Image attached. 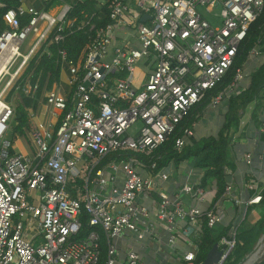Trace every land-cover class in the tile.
<instances>
[{
	"label": "built area",
	"instance_id": "built-area-1",
	"mask_svg": "<svg viewBox=\"0 0 264 264\" xmlns=\"http://www.w3.org/2000/svg\"><path fill=\"white\" fill-rule=\"evenodd\" d=\"M29 1L20 0L18 7L3 13L7 28L0 33V264H100L101 234L95 228L106 240L103 264H150L133 249L121 256L118 239L130 231L141 242L158 240L152 215L169 232V244L179 233L186 239L180 264H196L204 220L213 227L223 215L215 205L201 210L171 198L159 188L168 175L148 156L222 80L264 0H112L111 23L97 32L83 66L60 49L66 85L59 82L38 101L56 121H34L37 109L29 108L33 152L23 153L7 136L15 106L6 96L14 88L36 98L39 81L33 84L29 75L20 78L39 48L46 43V51L49 44L62 41L72 23L66 17L69 4L46 10ZM144 15L149 17L142 21ZM121 27L130 30L133 42L114 43ZM140 63L148 73L136 86ZM243 74L238 69L233 83L212 95L209 106L217 107L238 92ZM193 136V128L183 129L175 147L182 148ZM115 151L133 155L107 162L113 172L107 176L100 161ZM247 157L249 162L251 155ZM118 173L120 185L115 184ZM247 188L258 191V181L251 178ZM182 191L199 202L206 200L199 184H185ZM224 192L240 202L231 184ZM153 194L157 198L148 208L140 199ZM260 200L256 193L249 203ZM83 212L94 229L79 239ZM236 232L232 228L219 243L223 254L217 264L233 251Z\"/></svg>",
	"mask_w": 264,
	"mask_h": 264
},
{
	"label": "trees",
	"instance_id": "trees-1",
	"mask_svg": "<svg viewBox=\"0 0 264 264\" xmlns=\"http://www.w3.org/2000/svg\"><path fill=\"white\" fill-rule=\"evenodd\" d=\"M112 0H42L46 10H53L56 6L69 4L70 10L67 13V20L72 23L65 28L64 39L59 43H51L46 48L44 43L39 50L30 58L20 81L26 76H30L34 84L39 81L36 98L27 97L19 89L21 100L15 106L14 116L12 118V137L16 140L18 137H27L32 130V123L29 119L28 109H37L38 101L43 93L51 90L60 82L61 63L60 49L67 52L69 59L77 65L83 64L88 46L95 39L97 32L111 23L110 11ZM3 6H0V33L5 30L6 24L3 21V13L9 8H16L20 5V0H0ZM26 17H23L22 23H25ZM94 25L93 28L91 26ZM54 34V33H52ZM52 36V35H51ZM258 50L264 56V7L261 14L253 21L248 30L245 39L241 43L238 52L234 58L232 66L228 69L222 80L217 86L209 90L200 103L195 105L184 119L179 123L176 130L167 138L157 150L153 152L148 159L156 161L158 169L167 166L169 163L179 164L185 160H194L195 167L201 169L203 175L199 185L206 189L213 183L215 185L212 204H215L225 191L227 185L226 170L232 162L231 147L234 135L239 130L241 120L247 107L254 103L252 119L259 123L260 111L264 103V60L250 74V83L246 87H240L238 92L227 99L226 111L224 114V123L216 136H207L199 139H192L182 148L175 147V142L183 133V129L192 128L204 113L209 105L212 95L227 89L234 81L238 69H243L252 50ZM83 66V65H82ZM81 66V67H82ZM81 74V72H80ZM14 92L11 89L6 96L10 101ZM10 127V124H9ZM14 140H12L14 142ZM133 155L131 151H115L107 154L100 161L105 164L113 160L126 159ZM79 180L78 184L81 185ZM258 193L261 200L256 203V208L260 214L259 219L250 221L245 218L238 226L236 232V243L233 251L227 257L223 264H239L246 254H248L256 244L260 235L264 231V188L259 185ZM76 196V195H75ZM82 228L78 238H84L94 227L88 224V216L85 212L81 215ZM101 234V259L103 264L107 259L106 240L100 228ZM230 224L209 227L204 220L202 225V236L199 240V251L196 264H203L208 252L215 243H220L224 237L228 236ZM264 264V259L259 263Z\"/></svg>",
	"mask_w": 264,
	"mask_h": 264
},
{
	"label": "crops",
	"instance_id": "crops-1",
	"mask_svg": "<svg viewBox=\"0 0 264 264\" xmlns=\"http://www.w3.org/2000/svg\"><path fill=\"white\" fill-rule=\"evenodd\" d=\"M32 1L34 0H30L29 3L33 4ZM56 7L53 10H55ZM117 34L118 37H116L114 42L116 45H121L125 40L134 41V36L130 34V30L127 28H118ZM263 60L264 56L259 51L258 53H251L249 55L243 67L244 74L242 80L238 83V89L249 85L251 72L256 69ZM137 69H139L138 72ZM137 69V74L135 72L134 75V83L136 86L143 84L148 73V69L145 67L144 63H140ZM67 76V71L63 70L61 72L60 82L64 85H66ZM226 103V101H223L217 107H210L209 105L206 107L204 113L192 127L194 136L188 140L187 143L192 141V139L216 136L218 134L225 120ZM214 108L216 109L215 115H209L211 110H215ZM253 108L254 103L247 107L241 120L240 128L234 135L231 147L232 162L230 167L226 170L227 184L232 185V192L240 200L239 203L230 200L224 192L219 200L215 204H212L215 191L214 183L211 186L214 190L213 194H206V200L204 202H199L190 195L183 193V185H198L203 173L201 169L200 174H198L193 168H190L188 174H184L180 169L182 162L179 164L171 162L167 166H164L162 172L168 175V179L159 184L161 190L168 193L171 198H181L184 205L187 207H198L201 210H207L215 205L216 211L223 215L222 222L216 226L230 224V231L232 228H238L245 218L250 221H255L260 217L256 208V203H249L250 198L258 193V191L248 189L247 183L251 178H254L258 181L259 185L264 188V103L259 115L260 124L255 123L252 119L251 114ZM34 121L55 122L56 119L52 117L46 106L41 103L37 105V115ZM15 149L23 153L33 152L32 145L31 148L22 146L20 149L15 146ZM248 154L251 155L249 162L247 157ZM192 164L194 167V162H192ZM103 169L105 175L109 176L113 174L106 165L103 166ZM118 176L115 183L116 185L121 184L120 173H118ZM154 198H157V194H153L152 199L141 198L140 201L148 208H152L154 205ZM152 220L155 222L154 236L158 238V240H150L147 237L145 241L141 242L137 240L134 233L126 231V233L118 239L120 255L124 256L128 250L133 249L138 251L143 256L144 260L150 264H180L181 255L187 249L186 239L179 233L180 235H178L177 241L173 245L169 244V232L159 225L155 215H152ZM179 226L181 227L182 223H180Z\"/></svg>",
	"mask_w": 264,
	"mask_h": 264
},
{
	"label": "rangeland",
	"instance_id": "rangeland-1",
	"mask_svg": "<svg viewBox=\"0 0 264 264\" xmlns=\"http://www.w3.org/2000/svg\"><path fill=\"white\" fill-rule=\"evenodd\" d=\"M32 2H33V4H34L38 9H41V8L43 7V4L41 3L40 0H36V2H35V0H34V1H32ZM27 48H28V46H27V42H26V43L23 45L22 52H26V51H27ZM138 70H139V69H137V72H138ZM137 72H136V74H137ZM9 78H10L9 75L6 76V77L3 79L4 82H6ZM1 88H2V87H1ZM1 88H0V90H1ZM20 100H21L20 95L18 94V92L15 91V92H13V94H12V96H11V100H10L9 102H10L13 106H16L17 103H18V101H20ZM5 101H7V100L5 99ZM214 109H215V108H214ZM215 111H216V109H215V110H211V111L209 112V115L214 116V115H215ZM11 121H13V120L11 119ZM11 121H10V123H9V124H10V127H9V129H8L7 136H8L9 139L14 140L13 137H12V124H13V122H11ZM14 143H15L16 148H19V149H20L22 146H24V147H26V148H31V142H30V140H29V135H28L27 137H23V138L18 137L16 140H14ZM192 162H194L193 159H191V160H186V161H183V162H182L180 169L182 170V172H183L184 174H188L190 168H193V169L195 170L196 173L200 174V169H199L198 167H195V166L193 167ZM213 191H214V190L212 189L211 185H210L209 187L206 188V194H213ZM263 258H264V257H263Z\"/></svg>",
	"mask_w": 264,
	"mask_h": 264
},
{
	"label": "water",
	"instance_id": "water-1",
	"mask_svg": "<svg viewBox=\"0 0 264 264\" xmlns=\"http://www.w3.org/2000/svg\"><path fill=\"white\" fill-rule=\"evenodd\" d=\"M149 16L144 15L142 21H145ZM264 240V231L260 235L253 249L245 255L243 260L239 264H259L264 258V254H261L262 242ZM223 254V249L220 248L219 243H215L208 252L203 264H217Z\"/></svg>",
	"mask_w": 264,
	"mask_h": 264
},
{
	"label": "bare ground",
	"instance_id": "bare-ground-1",
	"mask_svg": "<svg viewBox=\"0 0 264 264\" xmlns=\"http://www.w3.org/2000/svg\"><path fill=\"white\" fill-rule=\"evenodd\" d=\"M1 103H2V101L0 100V108H1V105H2ZM261 254H264V240L262 242Z\"/></svg>",
	"mask_w": 264,
	"mask_h": 264
}]
</instances>
